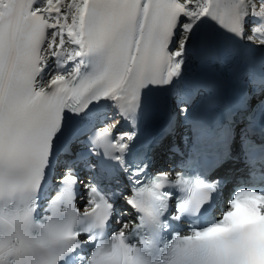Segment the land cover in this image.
Masks as SVG:
<instances>
[{"label": "snow or ice", "instance_id": "obj_1", "mask_svg": "<svg viewBox=\"0 0 264 264\" xmlns=\"http://www.w3.org/2000/svg\"><path fill=\"white\" fill-rule=\"evenodd\" d=\"M211 67L246 123L197 129L208 167L260 187L140 144ZM0 264H264V0H0Z\"/></svg>", "mask_w": 264, "mask_h": 264}, {"label": "bare ground", "instance_id": "obj_2", "mask_svg": "<svg viewBox=\"0 0 264 264\" xmlns=\"http://www.w3.org/2000/svg\"><path fill=\"white\" fill-rule=\"evenodd\" d=\"M200 75H201V73H200ZM200 75H199V77H200ZM168 138H169V137H166V140H167ZM166 140H165V141H166ZM166 143H167V142H166Z\"/></svg>", "mask_w": 264, "mask_h": 264}]
</instances>
